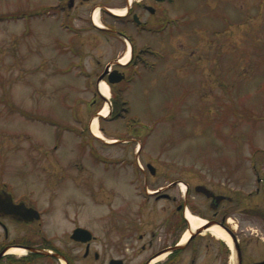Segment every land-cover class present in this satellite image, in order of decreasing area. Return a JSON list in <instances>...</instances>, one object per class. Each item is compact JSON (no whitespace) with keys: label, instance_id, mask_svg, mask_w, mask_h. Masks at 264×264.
<instances>
[{"label":"rangeland","instance_id":"1","mask_svg":"<svg viewBox=\"0 0 264 264\" xmlns=\"http://www.w3.org/2000/svg\"><path fill=\"white\" fill-rule=\"evenodd\" d=\"M56 2L0 0V176L36 188L40 178L64 175V183L54 188L59 197L47 212L50 233L70 228L75 213L81 223L100 222L97 216L106 210L102 203L112 192V200L121 201L116 187L90 199L75 184L81 179L98 185L114 175H130L121 158L136 156L160 175L185 180L190 166L214 182L231 169L241 192L254 193L258 183L250 159L258 160L264 178V0L160 4L175 17L172 30L143 34L156 52L144 58L149 67H123L129 80L109 85V102L117 94L129 110L123 118H99L105 139L84 151L80 139L86 127L91 133V119L102 103L96 73L124 53L88 22L78 30L61 27ZM110 3L112 9H124ZM78 11L86 15L85 7ZM118 136L127 143L111 141ZM199 174L194 172L196 180ZM253 193L249 205L264 206V189ZM77 196L79 205L73 203ZM249 227L257 229V220ZM247 249L255 252L256 247Z\"/></svg>","mask_w":264,"mask_h":264},{"label":"flooded vegetation","instance_id":"2","mask_svg":"<svg viewBox=\"0 0 264 264\" xmlns=\"http://www.w3.org/2000/svg\"><path fill=\"white\" fill-rule=\"evenodd\" d=\"M166 1L57 0L55 6L60 23L66 29L78 30L83 27L81 23L88 22L92 28L103 32L105 40L114 47L123 51L129 47L131 61L125 66L113 67L125 74L123 67L147 63L144 58L156 54L143 34L158 35L164 31L169 34L172 30L175 17L166 7L160 10V4ZM110 2L122 6L125 13H110L113 6ZM84 7L86 15L78 11ZM95 12L99 13L100 24L94 22ZM86 129L79 144L83 151L96 140L91 138L88 127ZM116 138L113 143H127V138ZM119 161L131 167L130 175H114L99 181L98 185L81 179L75 184L83 188L90 199H97L96 194L106 189L117 188L119 193L122 192L121 201L115 203L112 192L102 203L106 210L98 214L100 222L81 223L75 213L71 227L58 235L50 233L48 227L52 225L46 219L47 212L52 210L59 197L54 188L64 183V175L38 180L36 188L39 185L40 189H52L49 193L27 186L24 181L16 184L9 177L0 176V264L264 263V249L257 248L259 244L264 248V206L249 205L247 201L253 192H241V187L235 185L230 176L231 169L227 176L214 182L213 176L205 175L201 170L192 171L190 166L185 180L170 174L160 175L157 169L148 168V162L142 165L136 156ZM257 161L249 160L250 171L258 183L254 195L264 189V178L256 168ZM194 172L200 173V179H195ZM17 185L24 189L18 191ZM129 185L133 190H127ZM73 203L79 205L78 196ZM192 217L202 221L199 227L193 228ZM256 220L258 228L249 227ZM214 227L221 228L231 238V244L215 235ZM249 231L256 238L247 235ZM186 233L188 237L184 240ZM248 245L256 247L255 252L248 250ZM258 253L262 255L254 259Z\"/></svg>","mask_w":264,"mask_h":264},{"label":"bare ground","instance_id":"3","mask_svg":"<svg viewBox=\"0 0 264 264\" xmlns=\"http://www.w3.org/2000/svg\"><path fill=\"white\" fill-rule=\"evenodd\" d=\"M112 12L117 14V15H122V14H124L125 10L124 9L121 10V9L114 8V9H112ZM93 19H94L95 23H98L97 12L94 13ZM128 57H129V54L126 52L125 55L120 59V62L125 64V62H127V60H128ZM98 90L106 99H109V97H110V88H109V85L105 81H101L98 84ZM99 113L101 115H103V116H108L109 104L104 103V105L101 108V110L99 111ZM89 127H90V131H91V133L93 135H95V136H97L99 138L105 139L104 136L102 135V133L99 130V122H98V119H97L96 116L91 120ZM111 141H113V140H111ZM191 222L193 223V228L199 227L201 225V223H202L201 220H198V219L193 218V217L191 218ZM212 231L214 232L215 235H217L220 238H223L229 244H231V238L221 228L214 227L212 229ZM187 237H188V233H186L184 235L183 239L186 240ZM17 252H21V250H17Z\"/></svg>","mask_w":264,"mask_h":264},{"label":"water","instance_id":"4","mask_svg":"<svg viewBox=\"0 0 264 264\" xmlns=\"http://www.w3.org/2000/svg\"><path fill=\"white\" fill-rule=\"evenodd\" d=\"M109 64L106 66L104 72L98 77V82L102 80L104 76H107V80L109 83H116L119 82L124 78V75L117 70H112L109 72L108 70ZM78 232L83 231L82 229H77ZM259 264H264V263H259Z\"/></svg>","mask_w":264,"mask_h":264},{"label":"trees","instance_id":"5","mask_svg":"<svg viewBox=\"0 0 264 264\" xmlns=\"http://www.w3.org/2000/svg\"><path fill=\"white\" fill-rule=\"evenodd\" d=\"M114 85H111V87ZM121 96H118L116 94V97L113 98L112 101V113L115 116H121L124 115L123 112H127L129 110V108H123V105H125V101L122 99ZM132 121H135V119H133Z\"/></svg>","mask_w":264,"mask_h":264}]
</instances>
